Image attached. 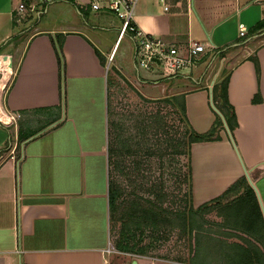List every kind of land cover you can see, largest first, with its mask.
I'll use <instances>...</instances> for the list:
<instances>
[{"label":"crops","instance_id":"crops-1","mask_svg":"<svg viewBox=\"0 0 264 264\" xmlns=\"http://www.w3.org/2000/svg\"><path fill=\"white\" fill-rule=\"evenodd\" d=\"M20 1L35 9L18 15ZM90 1L0 0V54L10 56L11 66L18 58L13 72L9 59L0 56V103L20 113L9 125L0 123V264H105L103 259L107 264L132 259L136 264H264V27L251 30L264 18V3L164 0V10L161 0H138L133 21L146 34L178 49L188 39L211 45L189 72L170 73L157 61L138 65L128 34L116 58L124 37H118L119 21L107 9H92ZM239 22L244 35L238 33ZM11 40L17 43L10 51ZM225 76L236 126L229 130L222 119L218 138L189 147L193 207L220 197L209 206L216 218L208 236L201 243L195 238L196 261L140 254L113 259L105 251L108 147L119 171L124 169L120 155L132 148L121 141L112 90L124 82L146 106L154 101L170 105L162 99L182 94L189 125L205 132L217 114L212 86ZM154 116L144 128L163 132V115L156 113L157 123ZM18 132L24 138L17 150ZM137 143L145 147V156L152 153L147 143ZM241 176L253 189L257 210L225 205L242 192H225Z\"/></svg>","mask_w":264,"mask_h":264},{"label":"rangeland","instance_id":"rangeland-1","mask_svg":"<svg viewBox=\"0 0 264 264\" xmlns=\"http://www.w3.org/2000/svg\"><path fill=\"white\" fill-rule=\"evenodd\" d=\"M10 42L8 48L11 51L17 40ZM126 42L127 38L124 36L117 47L116 58L122 53ZM12 59L13 65L10 67L14 72L18 58ZM4 63L5 59L2 60V65ZM195 73L194 69L193 74ZM111 94L113 117L118 118L121 141H127L132 150L120 155L124 164L122 171L113 167L114 151L109 161V180L114 182L117 189L110 213L109 253L113 259L136 258L140 254L174 262L196 261L195 238L198 237L199 243L203 242L208 236L210 222L215 220L216 215L208 206L200 212L192 209L188 192L187 157L181 152V144L180 153H177L179 146H176V141L185 128L177 107L173 104L162 105L156 101L146 106L124 82H120L119 87L112 90ZM212 107L218 114L214 104ZM156 113L163 115V132L161 129H150L148 125L146 129L143 126L145 123L149 124L150 115L155 114L156 117ZM142 130L146 133H142ZM138 139L144 145L147 143L151 154L144 155L142 150L145 147L137 143ZM111 143L113 145V141ZM132 162H139L140 166L135 168V165L131 166ZM147 201L148 205L153 204V209L167 219L166 222L137 225L135 219L129 217L133 204ZM119 239L125 241L135 252L117 249Z\"/></svg>","mask_w":264,"mask_h":264},{"label":"trees","instance_id":"trees-1","mask_svg":"<svg viewBox=\"0 0 264 264\" xmlns=\"http://www.w3.org/2000/svg\"><path fill=\"white\" fill-rule=\"evenodd\" d=\"M264 27V18L257 20L252 26L251 30H257ZM56 54H57V62L59 67V72L63 69V59L60 54V41H58L57 45L55 46ZM226 86H227V76L223 77L219 82L213 84L212 86V98H213V104L215 108L220 112L221 116L219 114H216L214 124L205 132H196L192 129V127L189 125V122L185 116V108H184V100L183 95H171L170 97H165L162 100L168 102L169 104H173L177 107L180 118L183 120L185 124L184 131L182 132V135L180 136V139H177L176 146H179V149H177V153H180V144L182 148V154H186L187 157V180H188V192L189 196L191 198V182H190V172H189V147L191 142L194 141H201V140H211L216 139L219 137L218 135V127L222 126V119L224 120L225 124L227 125L229 130H232L236 126V119L233 112V109L231 105L228 102L227 94H226ZM161 100V99H160ZM222 117V118H221ZM158 122V116L156 117V123ZM159 126L164 128V122L161 124V119L159 118ZM23 136L20 132L17 133V141L15 149L18 150L20 142L23 140ZM108 155H113V148L108 147ZM238 188H242V192L237 196V198L234 200V202H228L225 205H236L238 207H247V209H251L252 211L256 208L258 209V203L256 201L253 189L248 184L245 176H241L239 179L234 181L226 190H237ZM117 193L116 186L114 182L109 180V188H108V194H109V211L111 213L113 206H114V198L115 194ZM159 195V194H158ZM220 197H215L205 203L200 204L196 208L192 207V209L195 212H200L204 207L214 205ZM146 201V200H145ZM154 205L149 203H139V204H133L132 206V213L129 216L132 220L135 219V223L137 225L144 223V224H151L156 225L157 223H163L166 222L167 219L162 217L160 213H158L156 210L153 209ZM170 220L168 219V222ZM187 227V225H186ZM125 241L118 240L116 245L117 249L124 252H135L131 250V248L125 244Z\"/></svg>","mask_w":264,"mask_h":264},{"label":"built area","instance_id":"built-area-1","mask_svg":"<svg viewBox=\"0 0 264 264\" xmlns=\"http://www.w3.org/2000/svg\"><path fill=\"white\" fill-rule=\"evenodd\" d=\"M39 2H48L51 0H38ZM138 0H106L104 4H100L97 0H91L90 7L94 10L104 8L112 12L119 21L118 37L129 35L133 40L135 56L140 66L147 67L149 63L157 61L170 73L189 72L190 68L199 59L200 54L205 51L206 46H211L208 42H200L188 39L183 49H178L174 45L165 43L160 38L150 36L143 32L133 21V9ZM163 2V9L168 10V5ZM250 2L262 4L264 0H250ZM35 6L33 3L20 1L17 5L16 13L23 15L26 12L33 11ZM246 28L243 23H238L239 35H244ZM7 121L0 118V123L9 125L20 117L18 111L6 110ZM106 252H109L107 246ZM103 263L107 264V260L103 259ZM192 264V263H186Z\"/></svg>","mask_w":264,"mask_h":264},{"label":"bare ground","instance_id":"bare-ground-1","mask_svg":"<svg viewBox=\"0 0 264 264\" xmlns=\"http://www.w3.org/2000/svg\"><path fill=\"white\" fill-rule=\"evenodd\" d=\"M0 118L4 121H7V116H6V113L5 111L2 109L1 107V103H0Z\"/></svg>","mask_w":264,"mask_h":264},{"label":"water","instance_id":"water-1","mask_svg":"<svg viewBox=\"0 0 264 264\" xmlns=\"http://www.w3.org/2000/svg\"><path fill=\"white\" fill-rule=\"evenodd\" d=\"M3 58H8L9 59V66H11V62H10V56L6 55V54H3L2 55ZM248 177V176H247ZM129 264H136V260L135 259H132L130 260Z\"/></svg>","mask_w":264,"mask_h":264}]
</instances>
